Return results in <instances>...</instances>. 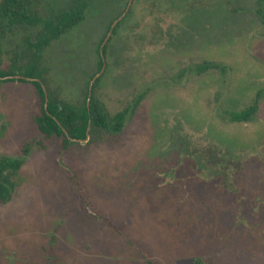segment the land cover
<instances>
[{
  "label": "rangeland",
  "instance_id": "1",
  "mask_svg": "<svg viewBox=\"0 0 264 264\" xmlns=\"http://www.w3.org/2000/svg\"><path fill=\"white\" fill-rule=\"evenodd\" d=\"M72 2L35 0L43 15ZM91 11L44 56L53 88L81 101L114 22L97 98L111 116L142 102L122 137L64 153L39 134L36 87L0 80V157L34 146L0 203V264H264V0H93ZM25 34L5 41L4 67ZM204 62L221 68L199 75ZM257 96L254 123L228 122ZM223 154L239 159L226 183Z\"/></svg>",
  "mask_w": 264,
  "mask_h": 264
},
{
  "label": "trees",
  "instance_id": "2",
  "mask_svg": "<svg viewBox=\"0 0 264 264\" xmlns=\"http://www.w3.org/2000/svg\"><path fill=\"white\" fill-rule=\"evenodd\" d=\"M261 3L260 1L258 5ZM92 7L93 0H73L69 7L54 14L43 15L37 8L35 0H0V78L10 77V79L3 81L4 83L19 81L36 87L39 114L36 116L35 121L39 134L45 141L59 140L61 150L64 153L69 152L75 146H79V141L87 140L89 126L90 140L88 145L99 144L109 136L122 137L126 132L130 119L143 99L140 98L134 106H129L115 116H111L104 103L96 95L104 79L103 74L93 84L90 106L88 104L91 83L103 71L104 67L100 46L105 42L114 22L111 23L102 44L97 50L99 62L85 86L81 101H71L61 94L59 89L53 88L49 78V69L44 65V56L54 43L59 42L64 36L86 22L88 15L92 14ZM16 29H21L26 33L23 44L25 47L24 53L21 56H14L10 66L4 67V44L11 32ZM106 49L107 45L103 49L104 53ZM220 68L219 64L204 62L195 69L199 75H203ZM18 76L23 78L17 79ZM260 100L261 96H257L249 108L229 113L228 122L232 124L254 123L259 115ZM32 147L34 146L28 144L19 158L0 157V203L7 204L12 200L16 190L13 177L25 165L28 159L26 157L29 156ZM41 147L45 149V146ZM206 148L207 151H215L213 146H207ZM219 159H221V162L223 160L219 165L222 169L223 180L226 183L229 177L227 173L223 174V171L225 172L232 166L238 165L239 159L227 157L224 154L217 158V160ZM70 180L73 186L76 185L75 189L78 197H83V208H85V204L91 207V199L87 189L80 182L78 175L75 174V177H73L70 174ZM108 219H105V221L113 227L110 219ZM195 264L208 263L201 258H197Z\"/></svg>",
  "mask_w": 264,
  "mask_h": 264
},
{
  "label": "water",
  "instance_id": "3",
  "mask_svg": "<svg viewBox=\"0 0 264 264\" xmlns=\"http://www.w3.org/2000/svg\"><path fill=\"white\" fill-rule=\"evenodd\" d=\"M114 27H115V26L112 27L111 32H110V34H109V36H108V38H107L105 44H104L103 47L101 48V54H102L103 59H104V52H103V49H104V47L106 46V43H107V41L109 40L110 35H111V33H112ZM104 60H105V59H104ZM102 74H103V71H102V72H101V73H100V74H99V75H98V76L92 81V83H91V86H90V96H89V101H88L89 106H90L91 99H92V92H93V87H94L93 84H95L96 80H97ZM11 78H15V77H11ZM16 78H17V79H20L21 77H16ZM29 81H30V80H29ZM47 101H48V99H47ZM46 107H47V106H46ZM89 132H90V126H89V129H88V138H87V140H85V141H79L81 144H87V143L89 142V140H90Z\"/></svg>",
  "mask_w": 264,
  "mask_h": 264
},
{
  "label": "flooded vegetation",
  "instance_id": "4",
  "mask_svg": "<svg viewBox=\"0 0 264 264\" xmlns=\"http://www.w3.org/2000/svg\"><path fill=\"white\" fill-rule=\"evenodd\" d=\"M23 78V77H22ZM7 79H10V77H6V78H0V80L3 82V81H6Z\"/></svg>",
  "mask_w": 264,
  "mask_h": 264
}]
</instances>
